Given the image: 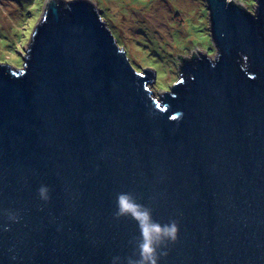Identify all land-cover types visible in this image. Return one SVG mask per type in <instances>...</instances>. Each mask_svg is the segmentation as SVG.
<instances>
[{
	"label": "water",
	"instance_id": "obj_1",
	"mask_svg": "<svg viewBox=\"0 0 264 264\" xmlns=\"http://www.w3.org/2000/svg\"><path fill=\"white\" fill-rule=\"evenodd\" d=\"M45 1L23 67L0 60V264L127 257L121 191L179 221L159 264H264V0H205L217 54L179 53L169 89L95 0Z\"/></svg>",
	"mask_w": 264,
	"mask_h": 264
},
{
	"label": "rangeland",
	"instance_id": "obj_2",
	"mask_svg": "<svg viewBox=\"0 0 264 264\" xmlns=\"http://www.w3.org/2000/svg\"><path fill=\"white\" fill-rule=\"evenodd\" d=\"M102 16L126 48L133 66H152L155 84L169 89L180 78L178 54L190 56L205 47L217 54L209 38L205 0H95ZM254 12L256 0H241ZM45 0H0V60L18 69ZM254 8V9H253Z\"/></svg>",
	"mask_w": 264,
	"mask_h": 264
},
{
	"label": "clouds",
	"instance_id": "obj_3",
	"mask_svg": "<svg viewBox=\"0 0 264 264\" xmlns=\"http://www.w3.org/2000/svg\"><path fill=\"white\" fill-rule=\"evenodd\" d=\"M50 189L42 184L38 188V195L43 201H48ZM115 219L130 217L138 226L139 235L133 237V251L127 257L115 256L112 264H159L162 257L168 255L169 242L175 243L178 239L179 221L171 219L161 223L154 219L153 209L149 205L138 202L137 196L132 192L121 191L116 196ZM9 220L18 221L19 215L8 211ZM8 226H5L7 230Z\"/></svg>",
	"mask_w": 264,
	"mask_h": 264
},
{
	"label": "trees",
	"instance_id": "obj_4",
	"mask_svg": "<svg viewBox=\"0 0 264 264\" xmlns=\"http://www.w3.org/2000/svg\"><path fill=\"white\" fill-rule=\"evenodd\" d=\"M62 1H63V0H62ZM240 5H241V4H240ZM242 6H243V5H242ZM243 7H244V6H243ZM244 8H245V7H244ZM194 57H197V56H193L192 58H194ZM185 60H187V59H184V61H185ZM188 60H191V59H188Z\"/></svg>",
	"mask_w": 264,
	"mask_h": 264
}]
</instances>
